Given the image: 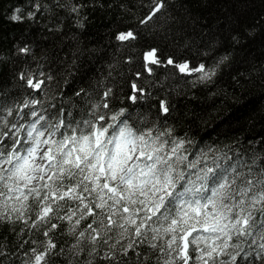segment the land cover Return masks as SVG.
<instances>
[{"label": "trees", "instance_id": "16d2710c", "mask_svg": "<svg viewBox=\"0 0 264 264\" xmlns=\"http://www.w3.org/2000/svg\"><path fill=\"white\" fill-rule=\"evenodd\" d=\"M155 3L0 0V121H7V127L0 122V131H9L12 124L26 129L37 118L31 116L33 111L51 123L63 118L75 125L91 119L94 111L108 118L124 109L119 119L137 131L171 129L172 137H165L169 143L173 138L190 141L185 144L189 160L207 154L200 166L215 162L246 173L251 165L259 172L264 167V0H164L160 12L141 23ZM74 7L78 10L72 11ZM13 15L21 19L13 20ZM129 30L135 39H117ZM152 49L158 64L145 58ZM168 59L174 63L168 64ZM184 63L189 69L204 64L215 69V75L201 80V73L181 72L176 66ZM30 79L42 82L40 87H31ZM105 92L110 94L105 97ZM31 100L39 103L22 107ZM105 102L108 108L102 107ZM18 136L24 138L25 130ZM4 142L10 149L11 133ZM70 207L76 203H63L49 223L37 228L31 222H0V264H32L31 249L43 252L49 239L56 248L46 257L47 264H83L86 254L76 258L69 252L75 243L68 231L71 224L58 219ZM35 210L33 203L32 219ZM256 219H262L259 213ZM50 223L58 227L45 237ZM88 223L91 218L81 221L77 234ZM252 232L229 241L238 245L226 250L236 256L234 262L228 255L216 261L264 264L259 226ZM99 251L93 264H144L145 257L150 264L156 261L146 244L137 249L141 256L117 255L112 262L102 258L107 248Z\"/></svg>", "mask_w": 264, "mask_h": 264}, {"label": "snow or ice", "instance_id": "6c2138e0", "mask_svg": "<svg viewBox=\"0 0 264 264\" xmlns=\"http://www.w3.org/2000/svg\"><path fill=\"white\" fill-rule=\"evenodd\" d=\"M163 7L164 0H156L141 23L151 20ZM12 19L21 17L13 15ZM135 38L131 30L117 36L121 41ZM155 52L152 49L145 58L158 64ZM167 63L174 62L168 59ZM176 66L181 72L201 73V80L215 75V69H206L204 64L193 69L187 63ZM41 83L28 81L33 88ZM37 103L25 101L22 107ZM102 107L108 108V104ZM162 108L168 112L163 104ZM124 112L121 109L106 118L94 111L91 119L73 125L63 118L51 123L33 111L31 116L37 118L26 129L23 124H12L9 131H0V222H31V227L37 228L49 223L63 203L75 202L76 207L58 219L71 224L68 231L75 236V243L69 252L76 258L86 254L83 264H93L101 246L108 249L102 258L112 262L117 255L141 256L137 249L145 244L156 255L155 264H229L217 262L215 257L228 255L235 261L236 256L226 252L229 247H238L229 244L233 237L252 236L258 225L264 239V167L254 172L248 165L245 173L215 162L214 166H200L207 154L189 160L185 144L190 141L173 138L169 143L165 137H172L171 129L137 131L119 119ZM0 122L7 127L6 120ZM22 129L24 138L18 136ZM10 133L9 149L4 138ZM33 203L35 219L29 215ZM256 213L262 217L259 221ZM73 217L77 218L73 221ZM89 218L91 223L77 234L81 221ZM57 227L50 223L45 237ZM169 235L165 243H157ZM55 248L49 239L43 252L31 249L32 264H47L46 257ZM259 248L264 253V244ZM69 264H74L73 260ZM144 264H150L148 257Z\"/></svg>", "mask_w": 264, "mask_h": 264}]
</instances>
